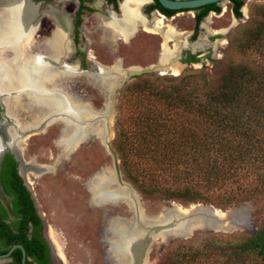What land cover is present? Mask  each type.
<instances>
[{
    "label": "trees",
    "instance_id": "16d2710c",
    "mask_svg": "<svg viewBox=\"0 0 264 264\" xmlns=\"http://www.w3.org/2000/svg\"><path fill=\"white\" fill-rule=\"evenodd\" d=\"M155 1L168 15L188 10L167 9ZM230 2L234 16L241 18L243 0ZM201 8L196 25L209 10H220L216 3ZM256 14L260 17L252 19L253 24L229 38L242 59L228 61L216 82L200 71L163 80L142 73L124 87L115 147L124 174L143 194L186 205L208 203L222 210L247 200L264 207V7ZM204 57L215 62L210 55ZM182 61L204 63L197 55ZM10 173L14 185L5 178V170L1 180L5 191L15 196L14 214L19 216V196L25 210L17 232L0 218V253L21 239L26 255H32L22 229L32 202L14 166ZM0 214H7L1 205ZM32 220L38 221L35 215ZM14 254L20 264L21 250L16 248ZM160 264H264V214L248 235L208 234L178 242Z\"/></svg>",
    "mask_w": 264,
    "mask_h": 264
},
{
    "label": "rangeland",
    "instance_id": "374dc122",
    "mask_svg": "<svg viewBox=\"0 0 264 264\" xmlns=\"http://www.w3.org/2000/svg\"><path fill=\"white\" fill-rule=\"evenodd\" d=\"M92 1L86 0L90 9L83 11L81 19L83 26L79 31V42L85 46V50L79 55L82 58L79 67L86 70L69 75L64 83L70 93L78 96L80 100L90 102L93 109L102 110L109 92L107 89L104 91L96 76L89 73L83 58L88 55L103 66H111L117 61L114 65L121 70L122 78L116 81L117 85L109 95L111 98L110 143L115 150V121L121 93L127 84L137 80L136 74L125 72L127 69L131 67L149 68L143 77L157 80L177 78L183 72L200 71L207 75L209 82L214 83L228 61L242 59L241 54L230 45L229 38L237 34L245 25L253 24L252 19L257 20L260 16L256 13L264 7V0H243L242 17L238 19L232 12L230 1H226L218 5L219 12L208 13L201 19L194 37L192 35L195 10L179 11L167 19L160 14L157 16H162L164 21L161 31H146L138 26L131 36L124 38V35L100 23V16L105 14V11L93 7ZM224 4L226 9L222 13ZM111 9L115 14H119L117 7H111ZM207 16H210L208 26L212 32H208L207 27L203 26ZM152 17L149 15L147 19L151 21ZM168 26L183 32L186 41L193 42L204 36L210 44L196 52L188 48L181 49L176 59L179 62L177 72L167 67L163 70L160 67L158 69L152 67L160 62L162 44H167L169 48L173 46V40H166L162 34ZM219 30L223 32H218ZM190 55H197L204 63L200 61L180 63L181 57ZM205 55H210L215 62H210L204 57ZM28 116L31 118L30 115ZM45 126L24 140L23 152L24 158L33 157L38 163L51 165L57 162L53 171L44 172L39 176L30 175L29 180L39 205V213L43 214L42 219L51 237L52 248L60 255V264H115L110 251V239L108 238L110 232L106 233L103 226L112 219L110 217H113V220L120 217L124 218V221H129L133 217L132 210L126 199L120 201L112 199L103 206L91 204L90 192L87 188V182L95 171L104 167H109L113 171L111 154L99 138H94L88 142H81L72 154L68 153L67 158L58 162L60 151L56 140L59 125L50 123ZM118 159L121 178L130 184L142 208V216L146 219H149L148 216L171 208L178 210L180 208V212L188 214L196 207V203L186 205L173 200L160 199L156 195L143 194L124 174L119 155ZM106 211L110 213L109 220H105V216L102 215ZM217 211L219 214L223 213V215H216L220 219L217 227H197L186 235L156 234L147 247L144 263L160 264L164 256L173 251L178 242L192 240L197 236L248 235L257 228L264 214V207L260 202L247 200L234 203L223 211Z\"/></svg>",
    "mask_w": 264,
    "mask_h": 264
},
{
    "label": "bare ground",
    "instance_id": "6f19581e",
    "mask_svg": "<svg viewBox=\"0 0 264 264\" xmlns=\"http://www.w3.org/2000/svg\"><path fill=\"white\" fill-rule=\"evenodd\" d=\"M145 1H122L119 4L120 16L116 18L109 13L103 17V23L115 32L122 34V36L131 35L139 25L148 31H161L164 27L163 17H155L150 25L145 16L140 13L139 8ZM96 4L99 5L100 1H97ZM13 8L16 10L12 11ZM0 9V43L7 38L11 39L8 51L0 52V93L9 89L20 88L23 92L22 94L26 97L23 99L4 100L7 113L10 115L12 111H18V109L22 108L32 117V123L21 125L22 129L42 123L44 126L50 123L58 124L59 132L56 144L59 147L60 158L73 152L81 141H87V138L91 135H95V138H99L105 145L111 139L109 127V123H111V98L109 95L117 85L116 81L122 78L120 75L121 70H119L118 66H115V64L110 68L103 69L99 65V67L91 65L92 73L95 74L104 91L107 89L109 92L108 97L104 107L99 111H94L91 107L85 105H79L73 95L65 90L63 80L64 73L67 70H65L66 66L62 65V59L70 51L68 40L70 20L68 14L52 8L57 27L50 39L45 40L43 43H38V41H31L26 38L32 27H34V18L37 14L36 6L28 5L26 0H0ZM225 9L226 6L224 4L222 13ZM15 18L17 20L16 23ZM209 21L210 16H207L203 26L207 27L208 32H212V29L208 26ZM13 23H15L14 27ZM14 31L17 36L16 40H13ZM218 32H223V30ZM162 34L166 40H173V46L169 48L167 44H162L160 62L152 66L157 69L160 67L163 70L167 67L177 72V64L179 62L176 59L181 49L188 48L192 52H196L204 49L209 44L204 36L192 43H188L184 39V33L177 31L171 26H168ZM20 36L25 38H20L21 40H19ZM34 49L36 50L35 53L32 52ZM131 69H138V67H131ZM122 73L124 74V71ZM14 113L17 114L16 112ZM1 134L0 130V136ZM10 134L13 139H18L20 130L17 131V128L13 127L10 129ZM15 146L17 148L13 147V150L14 152L16 151L19 160L22 162L20 173L25 179L26 186L30 190L38 212H40L35 194L30 187L29 177L35 174L34 172L41 166L37 165L33 160L26 161L18 144ZM87 188L90 192L89 200L94 205L103 206L112 199L116 201L127 200L133 213V217L130 220L128 219L129 221H124V218L117 216L113 220L108 211L102 215L103 217L105 216V220L109 217L112 218L105 223V230L110 232L108 237L110 239V251L115 259V264H133L135 260L134 247L140 234H142L141 225H152L166 219V215L165 218L161 215L158 218L149 217V219L142 216V208H140L134 192L128 186L117 183L115 175L109 167L96 171L88 180ZM39 214L42 217L43 214ZM214 214L223 215V213L219 214L217 210ZM170 218L168 217V219ZM126 253H129L130 256Z\"/></svg>",
    "mask_w": 264,
    "mask_h": 264
},
{
    "label": "flooded vegetation",
    "instance_id": "af4514ba",
    "mask_svg": "<svg viewBox=\"0 0 264 264\" xmlns=\"http://www.w3.org/2000/svg\"><path fill=\"white\" fill-rule=\"evenodd\" d=\"M26 1H27L28 5L30 4V5L36 6V13H37L35 15L36 17L34 18L35 19V22L33 23L34 27H32V30L29 32V34L26 36V38H28L31 41H36V42L38 41V43H43L45 40L50 39L52 37V34L55 31V28L57 27L56 20L52 14V8L53 9L56 8L58 10H61L65 13H67L69 16V20H70V24H69L70 27H69V32H68L70 51L66 55H64L63 59H62V65H65L66 66L65 70H67V72L64 73V79L63 80L67 79L69 77V75H71V74H78L82 71H85L86 69H81L79 67V63L82 60V58L79 55H81V53L85 50L84 44H80V42H79V31L83 26V24H81L82 13L84 10L90 9V7H89L90 5H88L86 0H26ZM97 1H100L99 5L96 4ZM122 1H124V0H93L92 1L93 7L98 8V9H104V11H105V14H102L100 16V21H101L100 23L103 26L106 27V25L103 23L102 19L104 16H107L109 13L113 14L114 17H116V18H118L120 16L119 4ZM65 2H68V4H65ZM224 2H226V1H224ZM111 7L112 8L117 7L119 10V14L118 15L115 14V12L111 9ZM201 7L195 10V15H196V13L201 12L203 10V8H201ZM194 9H191V10H194ZM15 10L16 9L13 8L12 11H15ZM139 10H140V13L145 16L147 22H149L150 25H151V21H153V19L155 17H158V18L162 17V16H157V15L162 14V15H164V18L167 19V17H171L176 13L175 12V13L170 14V15L165 14L164 12H162L160 10V8L157 5L155 0H146L145 3H143V5L140 6ZM0 11H1V9H0ZM185 11H187V10H185ZM211 12H215V11H213V10L208 11V13H211ZM153 13H155V14H153ZM149 15L153 16L151 18V21L147 19V17ZM16 22H17V20L15 18V23ZM15 23H13V27H14ZM198 24L194 25V32H193L192 37H194V34L197 31ZM137 27L135 28L133 33L136 31ZM144 30H146V29H144ZM131 35H129V36H131ZM129 36H124V38L125 37L128 38ZM16 38H17V36H16L15 31H14L13 40H16ZM20 38L22 39L25 37L20 36L18 39L21 40ZM187 42L192 43L189 41H187ZM32 52L35 53L36 50L34 49ZM186 57L187 56L181 57V59H180L181 64L192 63V62L182 61V59H184ZM83 62L86 64L87 70L90 71L89 73H92V70L90 69L91 65H97V66L99 65L103 69H107V68H110L112 66V65L111 66L100 65L97 61L92 60L90 58V56L88 57V55L83 58ZM116 62H114V64ZM65 88H66L65 90L68 93H70L66 86H65ZM71 95H73V97L75 98V100L77 101V103L79 105H85V106L91 107L93 109V106L90 102L80 100V98L78 96H75L73 93H71ZM3 102H4V100H3ZM22 102H23V100H22ZM93 110L96 111L95 109H93ZM14 112H16L17 114H15ZM28 115L29 114L26 113V111H24L22 108L18 109V111L17 110L12 111V114L9 115L5 109L4 104L3 105L0 104V130L2 132L0 138H1L2 144H4L6 146L5 150L1 154V159H0V186L3 188L4 192L8 196L10 208H11V211L13 213V217H11L6 211V213H7L6 216L3 214H0V218L2 220H4L5 223L10 224L12 227V230L15 232L18 231V227L23 226L22 219H23L24 210H25V206L23 205L24 199L21 196L16 198L17 205H18L17 208H18V212H19V216H16L14 214L13 203H12L13 198L15 196L8 194L5 191L3 182L1 180V172H2V170H5V178L10 182V184L14 185L15 180L13 178V175L10 173L11 169L14 166L15 172L17 173V175L21 179V184L27 189L25 179H24L22 173H20L22 162L19 160L16 151L14 152L13 149L17 148V146H15V145L18 144V147H20L22 154H24V152H23V150L25 148L24 147V143H25L24 140L28 136L23 140V143L20 146L19 145V142H20L19 137L20 136L18 137V139H16V138L13 139V137L10 134V129L15 127V128H17V131L20 130V132H21V130L26 129L27 127L22 129L20 126L32 123V117L29 118ZM14 119L19 121V123H20L19 126H17L15 124ZM11 137H12V140H11ZM95 137H96L95 135H91L88 138L86 137L87 141H85V142H88V141L94 139ZM57 138H58V136H57ZM81 142H83V141H81ZM75 150H76V148L73 150V152ZM73 152H70L69 154H72ZM68 155L63 156L62 158L58 157V162L60 160H62L63 158H67ZM25 160L26 161L33 160L34 162L37 163V165H46L47 164V163H38L37 161H35V159L33 157H30L28 159L25 158ZM55 164H57V162H54L51 165L55 166ZM34 173H37V171ZM32 175L37 176L35 174H32ZM27 191L29 192L28 189H27ZM29 197L31 199L33 209H32V212L31 211L28 212L29 214L27 216L30 218L26 221V224L24 226V227H26L25 230H24V227L22 229H23V231H25V235H26V239H27L26 244L29 247H32L33 254L32 255L31 254L26 255V251H25V248L21 242V239H19L20 241H15V243H12L6 249V251H4L2 253L7 252L12 247V245L20 244L23 246L24 251H25V258H26L25 261L26 260L31 261L32 264H60V260H59L60 255L58 254V252L54 251L52 248L51 239H50L51 237H50L49 233L47 232V226H46L44 220L42 219V217L40 216V214L36 208V205H35L32 197L30 195V192H29ZM0 205L2 207H4L1 202H0ZM34 215L38 219L37 222H33V220H32V217ZM103 228L105 229V226H103ZM106 233H108V232H106ZM0 249H4V247L2 246L1 239H0ZM15 249L11 252V254L9 256V260H7L4 264H17L16 254H14ZM2 253H0V254H2ZM21 259H22V252H21V257H20V264H21Z\"/></svg>",
    "mask_w": 264,
    "mask_h": 264
},
{
    "label": "water",
    "instance_id": "95a60500",
    "mask_svg": "<svg viewBox=\"0 0 264 264\" xmlns=\"http://www.w3.org/2000/svg\"><path fill=\"white\" fill-rule=\"evenodd\" d=\"M157 1L159 2L161 6L167 9H171V10L189 9L191 10V9L198 8V7L211 4V3H216L217 5H220L222 2L229 1V0H157ZM10 40L11 39L7 38L3 40L2 43H0V52L8 51L9 49L8 46L11 45ZM147 70H149V68L131 69V70L127 69L125 72L129 74L138 75V74L146 73ZM22 93L23 92L20 90V88L2 91L0 93V104L2 105L4 104L3 100H10V99H15V98H18V99L26 98ZM14 122L17 126H19L20 123L18 120L14 119ZM43 128H44V124L42 123L40 125L33 126L30 128L28 127L24 130H21L20 137H19V141H20L19 145L20 146L22 145L23 140L27 136H29L32 133L38 132L42 130ZM1 145L2 147L0 148V159H1L2 152L6 148V146L2 144V142H1ZM105 147L112 156L113 173L115 175L116 182L122 184L123 186L124 185L126 187L128 186L132 190L130 184L121 178V170H120V165H119L118 154L116 150L112 147L110 140L106 142ZM39 166L41 167L37 170V173H35V175H38V176L44 172L53 171L55 168V166L52 167V165L50 164L39 165ZM27 189L29 190L28 187ZM0 202L6 209L7 213L11 217H13V213L11 211L10 204L8 201V196L4 192L1 186H0ZM216 210L223 211L222 209H219L213 206L212 204L199 202V203H196V207L192 209L188 214H184L176 208H171L164 212H160L158 214L148 216L150 218H158L159 216L162 215V217L165 218V215H166L167 218L162 221L153 223L152 225H148V224H144L143 226L141 225L142 234H140V237L137 239V243L134 247L135 250L133 253L135 254L134 256L135 260L133 264H144L147 247L150 244L151 240L154 238V236L158 233L186 235L190 233L194 228H197V227H208V226L217 227L218 223L220 222V219H219V216H216L214 214ZM168 217H171V218L168 219ZM15 248L21 249V252H22L21 264H25V259H26L25 251H24L23 246L20 244H14L7 252L0 254V264L5 263L7 260H9V256ZM127 255L130 256L129 253Z\"/></svg>",
    "mask_w": 264,
    "mask_h": 264
}]
</instances>
